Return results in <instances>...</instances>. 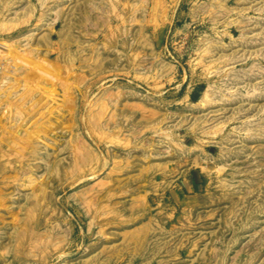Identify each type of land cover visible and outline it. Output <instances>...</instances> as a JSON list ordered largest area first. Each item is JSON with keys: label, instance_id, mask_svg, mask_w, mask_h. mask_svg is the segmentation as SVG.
<instances>
[{"label": "rangeland", "instance_id": "1", "mask_svg": "<svg viewBox=\"0 0 264 264\" xmlns=\"http://www.w3.org/2000/svg\"><path fill=\"white\" fill-rule=\"evenodd\" d=\"M0 264H264V0H0Z\"/></svg>", "mask_w": 264, "mask_h": 264}, {"label": "bare ground", "instance_id": "2", "mask_svg": "<svg viewBox=\"0 0 264 264\" xmlns=\"http://www.w3.org/2000/svg\"><path fill=\"white\" fill-rule=\"evenodd\" d=\"M204 98H206V97L204 96Z\"/></svg>", "mask_w": 264, "mask_h": 264}]
</instances>
